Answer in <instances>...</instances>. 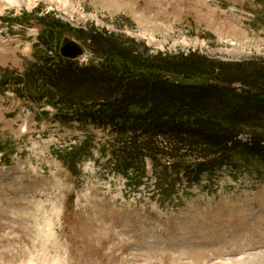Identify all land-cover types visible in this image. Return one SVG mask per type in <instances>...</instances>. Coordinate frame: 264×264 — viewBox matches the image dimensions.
<instances>
[{"label":"rangeland","instance_id":"obj_1","mask_svg":"<svg viewBox=\"0 0 264 264\" xmlns=\"http://www.w3.org/2000/svg\"><path fill=\"white\" fill-rule=\"evenodd\" d=\"M37 9L156 50L264 56V0H0V66L33 59ZM42 111L0 95V264H264V177L222 170L161 204L90 158L72 175L56 155L84 136Z\"/></svg>","mask_w":264,"mask_h":264},{"label":"trees","instance_id":"obj_2","mask_svg":"<svg viewBox=\"0 0 264 264\" xmlns=\"http://www.w3.org/2000/svg\"><path fill=\"white\" fill-rule=\"evenodd\" d=\"M39 11L25 15L41 27L33 59L22 71L0 66V95L51 107L41 115L78 127L84 138L56 155L72 175L90 158L130 188L153 184L161 204L203 178L213 187L222 170L264 177V56L156 50L126 32ZM66 34L84 59L60 53Z\"/></svg>","mask_w":264,"mask_h":264},{"label":"water","instance_id":"obj_3","mask_svg":"<svg viewBox=\"0 0 264 264\" xmlns=\"http://www.w3.org/2000/svg\"><path fill=\"white\" fill-rule=\"evenodd\" d=\"M60 53L70 59H78L85 54V48L74 38L65 37L60 45Z\"/></svg>","mask_w":264,"mask_h":264}]
</instances>
